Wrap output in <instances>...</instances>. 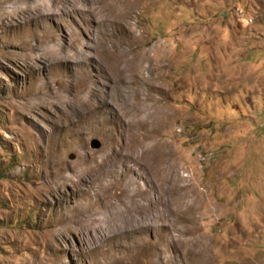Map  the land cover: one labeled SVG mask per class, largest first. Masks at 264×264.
<instances>
[{
	"label": "rangeland",
	"instance_id": "1",
	"mask_svg": "<svg viewBox=\"0 0 264 264\" xmlns=\"http://www.w3.org/2000/svg\"><path fill=\"white\" fill-rule=\"evenodd\" d=\"M0 264H264V0H0Z\"/></svg>",
	"mask_w": 264,
	"mask_h": 264
},
{
	"label": "water",
	"instance_id": "2",
	"mask_svg": "<svg viewBox=\"0 0 264 264\" xmlns=\"http://www.w3.org/2000/svg\"><path fill=\"white\" fill-rule=\"evenodd\" d=\"M89 146H90V148H97L99 146V142L96 139L92 138L89 142ZM68 158L72 159L73 154H71V153L68 154Z\"/></svg>",
	"mask_w": 264,
	"mask_h": 264
}]
</instances>
